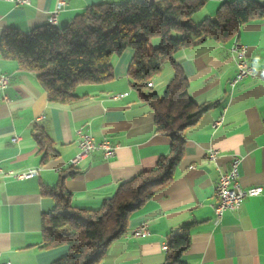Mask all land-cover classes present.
I'll return each mask as SVG.
<instances>
[{
    "label": "crops",
    "instance_id": "0c3cea01",
    "mask_svg": "<svg viewBox=\"0 0 264 264\" xmlns=\"http://www.w3.org/2000/svg\"><path fill=\"white\" fill-rule=\"evenodd\" d=\"M56 1L22 5L0 0V34L9 28L28 33L46 24ZM102 1L107 0H64L55 26L62 28L88 5ZM223 1L231 0H204L193 22L213 18ZM234 39L247 46L255 76L231 87L235 68L229 47ZM158 41L153 38L152 44ZM133 53L126 48L114 55L112 78L77 85L74 92L80 98L71 103L49 101L35 73L0 57V74L9 77L0 92V167L13 172L37 169L30 178L0 176V264H50L64 252L43 248L41 233L42 215L54 207L41 189L55 186L64 169L74 170L63 179L72 205L94 209L120 182L152 169L168 153L169 136L155 131L152 108L129 80ZM174 58L187 78L191 99L213 105L184 130L183 156L173 177L130 213L126 233L109 244L98 264H162L169 232L186 223L185 264H264V194L246 197L218 221L213 212L215 184L234 158L239 159L243 187L264 186V19L244 23L226 42L207 40L178 50ZM172 75V67L163 62L150 77L151 91L161 96ZM36 127L44 130L54 152L45 159L33 138ZM78 129L94 141L106 139L116 146L114 157L104 159L96 150L71 165ZM142 222L149 234L134 237L132 230Z\"/></svg>",
    "mask_w": 264,
    "mask_h": 264
},
{
    "label": "trees",
    "instance_id": "16d2710c",
    "mask_svg": "<svg viewBox=\"0 0 264 264\" xmlns=\"http://www.w3.org/2000/svg\"><path fill=\"white\" fill-rule=\"evenodd\" d=\"M204 0L102 1L88 5L62 28L48 23L28 33L5 29L0 34V57L16 62L19 69L36 74L49 101L71 103L79 84L112 78L114 55L133 49L128 77L140 97L152 108L157 133L169 136V151L155 166L120 182L113 194L94 209L72 205L63 179L74 172L64 169L55 186L42 187L54 207L43 213V248H63L50 264H98L109 244L127 231L131 212L139 209L173 177L180 162L184 130L211 106L197 104L188 94V81L174 54L207 40L226 42L249 21L264 19V0H231L219 4L213 18L193 22ZM158 38L154 46L152 39ZM167 62L173 75L161 96L150 89V77ZM33 138L43 151L52 152L44 130L36 127ZM190 223L169 232L162 264H185Z\"/></svg>",
    "mask_w": 264,
    "mask_h": 264
},
{
    "label": "built area",
    "instance_id": "2783aa9c",
    "mask_svg": "<svg viewBox=\"0 0 264 264\" xmlns=\"http://www.w3.org/2000/svg\"><path fill=\"white\" fill-rule=\"evenodd\" d=\"M18 4H29L30 0H14ZM64 0H57L53 10L49 13L46 23L54 26L59 10L64 6ZM230 55L234 63L235 74L230 81V86L233 87L237 82L246 77L255 76V70L250 65L247 57V46L240 43L237 39L231 42L229 47ZM9 81V77L6 74H0V92L6 87ZM151 86V84H150ZM218 124V121L214 125ZM77 147L78 151L70 164L75 166L81 160L87 158L92 152L99 150L104 159H110L114 157L116 146L112 145L108 140L103 139L101 141H94L93 137L78 129L77 131ZM17 137L11 138L12 142H15ZM216 151L210 152V157L213 158L216 155ZM239 159L234 158L230 162L229 168L220 174L217 183L214 188V197L216 202L213 205L214 220L218 221L224 211L237 210L242 201L249 196H256L264 194V186H252L243 187L239 181ZM37 174V169H28L23 172H13L11 170H4L0 167V176H12L15 178H30ZM149 234L148 225L146 222L140 223L132 230L134 237H143ZM164 248V245H163ZM166 248H164L165 250Z\"/></svg>",
    "mask_w": 264,
    "mask_h": 264
},
{
    "label": "bare ground",
    "instance_id": "6f19581e",
    "mask_svg": "<svg viewBox=\"0 0 264 264\" xmlns=\"http://www.w3.org/2000/svg\"><path fill=\"white\" fill-rule=\"evenodd\" d=\"M55 24H56V23H55ZM55 24H54V26H55ZM150 84H151L150 82H149V83H147V85H148V86H150Z\"/></svg>",
    "mask_w": 264,
    "mask_h": 264
},
{
    "label": "rangeland",
    "instance_id": "374dc122",
    "mask_svg": "<svg viewBox=\"0 0 264 264\" xmlns=\"http://www.w3.org/2000/svg\"><path fill=\"white\" fill-rule=\"evenodd\" d=\"M201 21V20H200ZM197 23H199V22H196L195 24H197Z\"/></svg>",
    "mask_w": 264,
    "mask_h": 264
}]
</instances>
